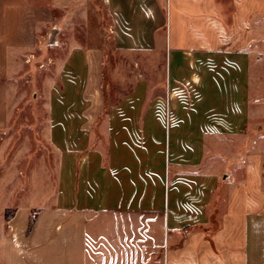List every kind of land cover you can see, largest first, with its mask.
Listing matches in <instances>:
<instances>
[{"label": "crops", "instance_id": "0c3cea01", "mask_svg": "<svg viewBox=\"0 0 264 264\" xmlns=\"http://www.w3.org/2000/svg\"><path fill=\"white\" fill-rule=\"evenodd\" d=\"M90 7L118 52L161 55L160 85L138 94L133 81L96 160L82 156L76 177L68 164L64 190L2 264H264L263 78L250 46L264 0H0V74L22 71L41 24L57 40L58 23L87 26ZM71 39L92 96L104 50Z\"/></svg>", "mask_w": 264, "mask_h": 264}, {"label": "rangeland", "instance_id": "374dc122", "mask_svg": "<svg viewBox=\"0 0 264 264\" xmlns=\"http://www.w3.org/2000/svg\"><path fill=\"white\" fill-rule=\"evenodd\" d=\"M92 10L90 7L87 26L77 21L71 28L68 22L60 21L56 43L48 42L55 26L41 24L37 47L25 55L22 71L14 77L0 74V113L1 109L10 112L7 123L0 126V264L9 246L15 249L29 231L20 225L27 224L35 211L37 214L38 206L49 203L60 189L64 190V183L59 184L58 179L60 175L68 176V164L72 163L76 177L82 156L88 155L91 162L96 160L98 142L102 137L108 142L112 136L113 119L108 111L114 105L119 110L120 99L133 89V81L138 94L145 92L151 79L160 85L161 55L118 52L107 32V23L99 30ZM254 31L257 35L250 39V46L256 50L254 57L262 73L263 87L258 96L263 102L258 103L264 110V21ZM71 38L104 50L99 60L102 77L92 96L81 94L84 60L66 52V42L69 44ZM85 98L89 100L87 110L92 113L88 119L76 117V111L85 108ZM69 109L73 110L72 117L66 116ZM104 129L108 130L101 134ZM76 191L77 182L74 192L78 197L80 185ZM17 208L20 214L15 217Z\"/></svg>", "mask_w": 264, "mask_h": 264}, {"label": "trees", "instance_id": "16d2710c", "mask_svg": "<svg viewBox=\"0 0 264 264\" xmlns=\"http://www.w3.org/2000/svg\"><path fill=\"white\" fill-rule=\"evenodd\" d=\"M35 215H36V211H35L34 216H32L31 218L28 219V223H27V226H26V230H29L31 228L32 223H33V220L35 218Z\"/></svg>", "mask_w": 264, "mask_h": 264}, {"label": "water", "instance_id": "95a60500", "mask_svg": "<svg viewBox=\"0 0 264 264\" xmlns=\"http://www.w3.org/2000/svg\"><path fill=\"white\" fill-rule=\"evenodd\" d=\"M54 32H55V30L53 29L52 33H50V35H49V43H52L54 40Z\"/></svg>", "mask_w": 264, "mask_h": 264}, {"label": "built area", "instance_id": "2783aa9c", "mask_svg": "<svg viewBox=\"0 0 264 264\" xmlns=\"http://www.w3.org/2000/svg\"><path fill=\"white\" fill-rule=\"evenodd\" d=\"M103 1H104V2H107L108 0H103ZM54 42L56 43V40H53V42H52V43H54Z\"/></svg>", "mask_w": 264, "mask_h": 264}]
</instances>
